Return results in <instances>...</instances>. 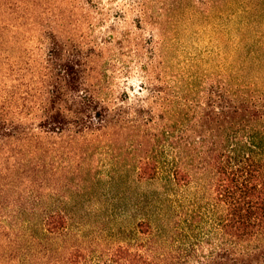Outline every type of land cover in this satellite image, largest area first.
Wrapping results in <instances>:
<instances>
[{
    "label": "trees",
    "instance_id": "16d2710c",
    "mask_svg": "<svg viewBox=\"0 0 264 264\" xmlns=\"http://www.w3.org/2000/svg\"><path fill=\"white\" fill-rule=\"evenodd\" d=\"M97 1L57 0L73 13H55L49 2L0 0V191L27 173L28 184L43 186L33 176L56 170L59 153L69 168L77 143L124 140L131 142L126 149L135 153L139 181L156 182L168 167L170 185L186 186L192 169L213 170L214 237L195 225L167 220L163 229L143 220L136 245H74L61 264H264V79L197 58L167 62L157 39L181 13L208 19L226 0H133L115 18ZM129 11L138 12L135 25ZM218 16L241 17L255 33L264 25V0H238L234 11ZM256 44L264 49V40ZM120 76L143 78L148 95L133 100L126 91L121 102L110 99ZM3 208L0 248L11 230L33 228L31 221L10 223ZM41 217L46 238L70 229L60 209L46 208Z\"/></svg>",
    "mask_w": 264,
    "mask_h": 264
},
{
    "label": "rangeland",
    "instance_id": "374dc122",
    "mask_svg": "<svg viewBox=\"0 0 264 264\" xmlns=\"http://www.w3.org/2000/svg\"><path fill=\"white\" fill-rule=\"evenodd\" d=\"M99 1L106 7L104 9L112 11L115 18L116 9L130 8L133 0ZM237 1L226 0V3L217 5L208 19L181 13L168 23L163 35L157 38L165 61L183 62L190 58L214 61L223 65L229 74L259 79L263 83L264 67L259 63L264 60V49L256 42L264 40V25H258L254 33V27L245 24L241 17L218 18L222 10L226 13L234 11ZM40 2L42 6L49 2L47 5L54 6L52 11L55 13L62 12V9L73 13L69 4L61 7L57 0ZM96 15L97 11L93 18ZM137 15L138 12L129 11V23L135 25ZM107 28H98L94 38L102 37L101 33ZM132 28L143 33L135 26ZM144 32L146 36L152 35L150 29ZM124 59L130 60L129 57ZM143 81L139 76L130 79L120 76L115 80L113 90H108V97L121 102L126 91L133 100L137 94L147 96L141 87ZM62 145L64 143L57 147ZM77 145L81 146L79 155L75 159L69 155V168L62 166L63 154L59 153L58 157L55 155L56 170L36 175L31 173L38 182L45 181L43 186L41 183L28 184L27 173L17 185L0 191V206L5 207V219L13 224L16 220L19 224L31 221L27 226L33 227L10 231L9 238H5L6 244L0 248L2 264H61L63 255L72 246L80 244L94 248L103 245L105 250L119 243L136 245L140 241L138 224L143 220H151L163 229L167 220L182 228L195 225L201 228V233L214 237L219 214L213 192L215 173L211 168L192 169V182L186 186L170 185L168 167L164 168L158 181L142 182L136 172L135 153L131 147L126 149L132 146L131 142ZM34 208L39 210L37 216L33 214ZM46 208L60 209L69 217L70 229L66 234L56 239L42 235L41 215ZM24 210L27 211L23 214Z\"/></svg>",
    "mask_w": 264,
    "mask_h": 264
}]
</instances>
